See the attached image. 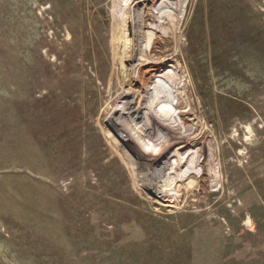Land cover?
Here are the masks:
<instances>
[{
  "label": "rangeland",
  "instance_id": "rangeland-1",
  "mask_svg": "<svg viewBox=\"0 0 264 264\" xmlns=\"http://www.w3.org/2000/svg\"><path fill=\"white\" fill-rule=\"evenodd\" d=\"M164 1L0 0V264H264V0ZM172 71L176 172L130 120Z\"/></svg>",
  "mask_w": 264,
  "mask_h": 264
},
{
  "label": "bare ground",
  "instance_id": "bare-ground-1",
  "mask_svg": "<svg viewBox=\"0 0 264 264\" xmlns=\"http://www.w3.org/2000/svg\"><path fill=\"white\" fill-rule=\"evenodd\" d=\"M140 1H142L141 2V4L143 5L142 8L148 10V15L151 16V17H155L153 12L155 10H158L156 5H153V3L150 4V0H140ZM178 1L180 3L181 12L179 13L176 21L174 22V26L177 29H179V26H180V24L182 22V19H183L182 17L184 16V3L186 2V0H178ZM168 3H169L168 0H165L164 2H162L160 4L159 8L164 9L165 7H167ZM141 39H143V38L141 37ZM149 45H150V43L148 44V47H149ZM139 48H142V45L139 46ZM139 51H140V49H138V52ZM146 51H148V48L145 49V52ZM138 62H139L140 69L145 67V66H147L149 64V62L146 61V60H142V61H138ZM168 63H169L168 61L163 63V64H165V68L163 70H166L168 68L167 67ZM174 71H176V70H174ZM176 77H177V75L173 74V71H172V73L170 75L168 74V75H165L164 77L158 76V77L154 78L157 81L156 84H154L153 80H152V90H154L155 86L158 85L160 88H158L157 90H162L163 94L157 96V98L154 99L155 101L154 100H153L154 102L152 101L151 105L146 104L144 106V108H148V113H147V115H148L147 118L148 119L146 118V120H144L142 122L143 123L142 125H140L141 120L136 116L139 113L131 114L130 117H132V118L129 117L132 122H134V123L136 122L137 123V125L139 126L138 128H140V126H141V128H142V126H143V128H145V130H143L144 134H139V133L135 134L134 139H137L138 142L141 141L142 143H145L144 140L147 139V135L149 136L150 141H152V140L154 141V144H158L159 142H161V139L166 138V140L164 141V144L162 143L163 145L161 146V149L158 150V151L157 150H152V152H151L150 148H148V147L145 148L141 144H140L141 147H143L144 149H142L141 147H140V149H141V152L143 154L145 152V153H147V154H149L151 156L153 154L156 157H161L162 155H164L166 157V160L169 157H171L170 155H171V153L174 150L176 152V154H177V155H175L176 156L175 162H173L172 164L168 165L169 167L167 166L166 162H165L166 164L164 163L163 165H164V169H165V166L167 167L166 171L168 169H171V170H173L175 172L179 168L183 167L187 163H191V164L194 163V165H196V164H198V162H200L199 161L198 152L196 151V152L192 153V152H190L188 150V146L193 144V143H195V141L198 140V138H199L198 134H197L198 138L196 136L193 138V137H191L192 136L191 134L184 136V134L179 133L180 130H183V129L186 130L185 134H187V132H190V130H188V129H186L184 127V122H187L186 120L184 121V118L185 117H191L192 114L190 112H188V113L180 112L179 114H177V111L179 110V106L177 105L178 97L174 93H172V91H171L172 89H175V87H177L176 83L178 81V79H177L178 77L177 78ZM167 89H169V91H167ZM124 94H125V98L124 99L126 100V99H128L127 96L130 95L131 92H124ZM143 94L144 95H139V96H142V98L139 97L141 103L146 98L145 96L149 94V90L145 89ZM132 103H133L132 101L131 102H124L122 107H118V108L115 109V112L123 113V114L126 113L127 108ZM167 104L171 105L173 110L170 111L169 109H166L167 108L166 107ZM151 108H152V113L150 111ZM174 108H177V109H174ZM140 113H141V111H140ZM150 113L152 114V117L150 116ZM160 121H162L163 124ZM170 121H172V122H170ZM181 121H182V124L180 126ZM197 130H198V126L195 127V130L193 132H195ZM138 131L139 130H135V133L138 132ZM198 132L200 133V130ZM161 133H163V134H161ZM174 134H179L181 136L180 137H172V135H174ZM145 144L150 146L148 141ZM151 166H152V164H151ZM191 173H193V171ZM169 178H171V177H169ZM156 183L157 184H155L153 186V189H154V192L156 193V195L158 197H160V196L161 197H168L170 195L168 192H170V191L169 190L168 191L163 190L164 184L163 185L161 184L162 185L161 186V185H159L160 182H156ZM165 186H168V184L165 185Z\"/></svg>",
  "mask_w": 264,
  "mask_h": 264
}]
</instances>
